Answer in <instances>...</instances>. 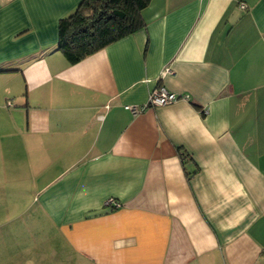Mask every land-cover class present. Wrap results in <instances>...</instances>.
I'll list each match as a JSON object with an SVG mask.
<instances>
[{
	"label": "crops",
	"instance_id": "crops-1",
	"mask_svg": "<svg viewBox=\"0 0 264 264\" xmlns=\"http://www.w3.org/2000/svg\"><path fill=\"white\" fill-rule=\"evenodd\" d=\"M80 1L0 0V264H264V0H152L72 64Z\"/></svg>",
	"mask_w": 264,
	"mask_h": 264
},
{
	"label": "trees",
	"instance_id": "trees-1",
	"mask_svg": "<svg viewBox=\"0 0 264 264\" xmlns=\"http://www.w3.org/2000/svg\"><path fill=\"white\" fill-rule=\"evenodd\" d=\"M151 1L81 0L59 21L58 49L70 63L80 62L145 28L143 10Z\"/></svg>",
	"mask_w": 264,
	"mask_h": 264
},
{
	"label": "built area",
	"instance_id": "built-area-1",
	"mask_svg": "<svg viewBox=\"0 0 264 264\" xmlns=\"http://www.w3.org/2000/svg\"><path fill=\"white\" fill-rule=\"evenodd\" d=\"M173 73V70L170 67H166L163 70V74H167ZM179 98V96L168 90L165 86H158L156 88H154L148 98V101L146 102V104L144 106H141L140 108L136 107V106H126L127 109L131 110L133 113H137L142 111L143 109H145L148 106H164L167 104H171L174 101H176ZM106 205L107 206H111L112 208H119L121 206V203H119L117 200H115L114 198H109L108 200H106Z\"/></svg>",
	"mask_w": 264,
	"mask_h": 264
},
{
	"label": "rangeland",
	"instance_id": "rangeland-1",
	"mask_svg": "<svg viewBox=\"0 0 264 264\" xmlns=\"http://www.w3.org/2000/svg\"><path fill=\"white\" fill-rule=\"evenodd\" d=\"M4 155V154H3ZM45 264H53V262H49L47 260V262ZM57 264V263H56ZM59 264V263H58ZM60 264H69L68 261L66 259H64V262L60 263Z\"/></svg>",
	"mask_w": 264,
	"mask_h": 264
}]
</instances>
